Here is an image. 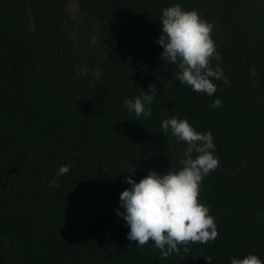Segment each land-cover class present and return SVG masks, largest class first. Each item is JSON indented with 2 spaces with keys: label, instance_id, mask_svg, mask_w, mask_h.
I'll use <instances>...</instances> for the list:
<instances>
[{
  "label": "trees",
  "instance_id": "trees-1",
  "mask_svg": "<svg viewBox=\"0 0 264 264\" xmlns=\"http://www.w3.org/2000/svg\"><path fill=\"white\" fill-rule=\"evenodd\" d=\"M175 3L214 25L211 66L228 83L213 80V97L160 58L161 9ZM150 83L152 114L137 118L123 101ZM170 117L212 133L219 167L198 199L218 235L163 259L151 240L129 241L114 210L126 175L181 167L186 145L161 129ZM61 165L69 172L49 187ZM248 253L264 261V0H0V264H229Z\"/></svg>",
  "mask_w": 264,
  "mask_h": 264
},
{
  "label": "clouds",
  "instance_id": "clouds-1",
  "mask_svg": "<svg viewBox=\"0 0 264 264\" xmlns=\"http://www.w3.org/2000/svg\"><path fill=\"white\" fill-rule=\"evenodd\" d=\"M159 24L161 34L156 42L162 48L160 58L176 66L174 80L189 86L193 92L213 97L217 91L213 80L228 83L220 64L215 68L211 66L213 58L220 59L212 39L213 23L202 18L197 10L175 3L161 9ZM148 89L147 92L141 90L140 96L123 101L137 118L152 114L157 87L150 83ZM222 103V99L216 97L208 107L219 108ZM161 129L162 133L170 132L186 145L183 158L179 160L181 167L167 168L163 173L150 169L138 181L126 175L129 187L120 192L119 207L114 211L129 229L126 233L129 241L142 247L151 240V244L160 249L161 258L166 259L180 253L181 247L188 252L189 243L203 244L216 239L215 217L198 197L204 177L219 167V159L211 131H197L186 118L165 119ZM68 172L69 165H61L57 177L49 181V187H59L57 178ZM229 264H264V261L248 253L242 257L230 256Z\"/></svg>",
  "mask_w": 264,
  "mask_h": 264
},
{
  "label": "water",
  "instance_id": "water-1",
  "mask_svg": "<svg viewBox=\"0 0 264 264\" xmlns=\"http://www.w3.org/2000/svg\"><path fill=\"white\" fill-rule=\"evenodd\" d=\"M6 245H7V246L9 245V240H8V239H6Z\"/></svg>",
  "mask_w": 264,
  "mask_h": 264
}]
</instances>
